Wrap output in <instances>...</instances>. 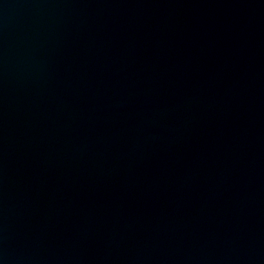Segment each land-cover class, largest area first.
<instances>
[{
  "label": "water",
  "instance_id": "95a60500",
  "mask_svg": "<svg viewBox=\"0 0 264 264\" xmlns=\"http://www.w3.org/2000/svg\"><path fill=\"white\" fill-rule=\"evenodd\" d=\"M0 264H264V0H0Z\"/></svg>",
  "mask_w": 264,
  "mask_h": 264
}]
</instances>
